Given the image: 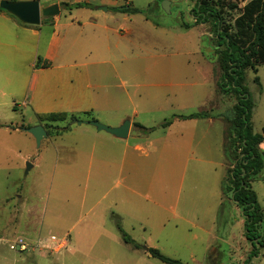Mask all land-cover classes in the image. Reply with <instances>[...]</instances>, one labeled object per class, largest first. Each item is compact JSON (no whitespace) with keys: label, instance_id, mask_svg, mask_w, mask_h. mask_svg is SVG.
I'll return each mask as SVG.
<instances>
[{"label":"rangeland","instance_id":"374dc122","mask_svg":"<svg viewBox=\"0 0 264 264\" xmlns=\"http://www.w3.org/2000/svg\"><path fill=\"white\" fill-rule=\"evenodd\" d=\"M38 1L40 7L58 3L62 22L99 15L97 8L105 5L102 0H81L84 5L79 7L73 0ZM129 1L140 9L137 13L127 12L131 18L127 20V29L131 27L127 33V66L124 69L123 63L120 68L116 60V71L110 69L91 76L89 91L101 96L83 102L88 113L80 112L56 122L58 135L44 137L38 148L34 137L19 128L21 124H38L28 98L33 69L27 54L21 53L13 60L17 74L12 79L1 78L0 264H168L151 256L142 246L156 248L182 264H264V247L250 256L253 248L245 238L244 217L236 203L229 201L222 209L218 204L212 215L204 206L198 220L193 219L192 213L184 215L182 202L189 199L185 180L175 211L158 215L150 212L144 220L145 212L139 213L127 205L125 179L108 163L102 169L96 151L90 156L91 145L96 143V127L75 120L104 123V119L115 114L100 106L114 99L121 106L124 120L133 117L135 108L136 121L156 128L174 113L199 111L212 98L214 105L209 114H222L227 121L225 142L228 145L235 140L228 119L233 116L237 98L220 68L224 45L215 38L212 19L198 20V14L193 12L194 0H170V13L161 8L162 0ZM227 1L235 7H223V25L231 24L243 4L241 0ZM123 3L124 0H117V4ZM111 8L108 7L110 11ZM185 24L191 27L185 28ZM41 26L43 30L50 28L44 23ZM49 72L55 76L61 71L54 68ZM244 85L253 101L252 129L261 132L264 64L257 66L256 72L246 70ZM88 103L96 106L91 108L86 106ZM209 105H205L206 111ZM53 106L57 107L54 103ZM54 126L49 128L52 133L57 130ZM133 129L137 127L133 125ZM105 158L109 159L108 154ZM27 162L31 167L25 172ZM226 174L225 168L223 176ZM252 188L264 212V181L253 180ZM117 221L139 248L123 240ZM17 238L24 239V250L10 248Z\"/></svg>","mask_w":264,"mask_h":264},{"label":"crops","instance_id":"0c3cea01","mask_svg":"<svg viewBox=\"0 0 264 264\" xmlns=\"http://www.w3.org/2000/svg\"><path fill=\"white\" fill-rule=\"evenodd\" d=\"M84 2L87 3L88 0ZM101 2L107 6L105 11L97 8L101 14L93 13L78 22H62L58 13L47 19L43 18L38 25H29L0 10V82L2 76H11L12 79L17 74L13 68V60L21 53L27 54L29 65L33 69L28 98L35 109L38 124L54 126L56 122L77 113H88V107H83V102L89 99L93 101V98L101 96L100 93L89 91L92 88L89 78L107 73L110 69L116 71V60L120 62V68L123 63L124 69L127 66V33L131 31V27L127 29V20L130 21L131 18L127 12L116 11L114 8L135 6L129 0H124L123 5L117 4V0ZM49 4L52 3L47 5ZM109 6L112 7L111 11ZM41 23L50 28L43 30ZM39 57L41 64L47 61L49 65L36 67ZM54 68L61 72L55 76L50 74L49 71ZM205 74H202L204 78L207 77ZM1 88L0 83V90ZM205 103L210 104L207 107L209 112L214 101L211 98ZM103 104L100 108L107 109L108 112L114 111L115 116H109L102 122L110 126L120 125L124 120V113L122 110L120 113L121 106L119 107L117 100H106ZM206 104L199 111L207 110L204 109ZM86 106L93 108L96 105L88 103ZM53 113L64 114L65 118H46ZM136 116L138 114L134 108L125 138L94 128L96 143L89 150L90 156H94L96 151L97 162L102 169L108 163L125 179L127 205L139 213L145 212L144 220L150 212L158 215L165 211H175L186 180L189 199L182 202V213H192L193 219L198 220L200 210H204L206 206V211L212 215L223 200L218 184L225 177L224 169L228 168L223 152L226 130L224 116L210 111L208 116L200 118H173L170 124L157 125L158 129L153 127L148 132H143L134 125L139 123L144 127H151L136 121ZM133 125L137 129L134 130ZM54 135L58 134L46 131V136ZM259 147L264 151V141ZM105 154H108L109 159L105 158Z\"/></svg>","mask_w":264,"mask_h":264},{"label":"trees","instance_id":"16d2710c","mask_svg":"<svg viewBox=\"0 0 264 264\" xmlns=\"http://www.w3.org/2000/svg\"><path fill=\"white\" fill-rule=\"evenodd\" d=\"M194 1L193 12L198 14V20L207 21L211 18L213 26H215V38L218 44L224 45L219 57L220 68L227 77L228 87L233 90L237 98L233 107V116L228 119L235 140L231 142L229 137L230 142L227 145L224 136L223 152L229 166L226 176L221 181L223 200L220 207L222 209L226 203L233 201L241 208L244 217V235L251 242L253 249L250 256H252L258 254L259 248L264 247V212L257 200L255 191L251 187L253 180L264 181V151L259 147V144L264 141V128L261 132H254L252 129L253 101L244 85V75L247 69L256 72L257 66L264 64V0H241L243 4L238 8V13L234 16L231 24H226L229 26L223 25L221 11L224 6L230 5L233 8L235 4L229 3L227 0H214V4L213 0ZM82 5H84L82 2L75 3L77 7ZM115 9L122 12H139L137 7H130L129 5L115 7ZM8 14L17 19L12 14ZM189 27L191 25L185 24V28ZM40 59V57L37 59L36 67L49 65L47 61L41 64ZM254 80L258 82L257 77ZM208 115L209 112L206 110L189 114H172L171 117L164 119L160 125L170 124L173 118L191 119ZM46 118L62 120L65 115L53 113L48 114ZM134 125L143 132L153 129V127L147 128L139 123ZM21 127H23L22 124L19 128ZM44 127L47 133H50L49 128L53 125L45 123ZM56 129L54 133L58 134L59 129ZM231 161H233L232 164ZM227 193H229L228 198L224 199ZM116 224L123 240L139 248L140 246L125 234L118 221ZM146 251L151 256L168 264H182L180 260L167 257L156 248L148 247Z\"/></svg>","mask_w":264,"mask_h":264},{"label":"water","instance_id":"95a60500","mask_svg":"<svg viewBox=\"0 0 264 264\" xmlns=\"http://www.w3.org/2000/svg\"><path fill=\"white\" fill-rule=\"evenodd\" d=\"M161 8L170 13V0H162ZM0 9L7 11L8 13L15 16L20 22L29 25H38L41 21V17L50 18L59 13L58 3H52L43 7H40L38 0H0ZM101 10H106L107 6L102 5L99 7ZM211 50L210 48H207ZM214 55L213 52H211ZM76 123H87L96 127L98 130H104L116 137L125 138L128 134L130 121L128 119L124 120L118 126H110L99 122L98 120H75ZM23 131L30 133L36 142V147H39L42 138L46 136V130L42 124H36L29 127H21ZM31 167V163L27 162L26 170L27 172ZM144 250H147V246H142Z\"/></svg>","mask_w":264,"mask_h":264},{"label":"built area","instance_id":"2783aa9c","mask_svg":"<svg viewBox=\"0 0 264 264\" xmlns=\"http://www.w3.org/2000/svg\"><path fill=\"white\" fill-rule=\"evenodd\" d=\"M22 240L19 238L16 243L10 245V248L15 249L17 247L19 250H24L26 247V244Z\"/></svg>","mask_w":264,"mask_h":264},{"label":"flooded vegetation","instance_id":"af4514ba","mask_svg":"<svg viewBox=\"0 0 264 264\" xmlns=\"http://www.w3.org/2000/svg\"><path fill=\"white\" fill-rule=\"evenodd\" d=\"M47 19V18H46Z\"/></svg>","mask_w":264,"mask_h":264}]
</instances>
